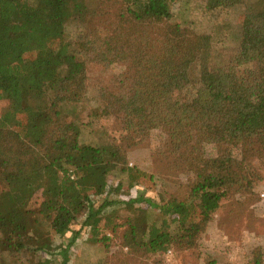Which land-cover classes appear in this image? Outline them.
Wrapping results in <instances>:
<instances>
[{
	"label": "trees",
	"instance_id": "trees-1",
	"mask_svg": "<svg viewBox=\"0 0 264 264\" xmlns=\"http://www.w3.org/2000/svg\"><path fill=\"white\" fill-rule=\"evenodd\" d=\"M120 1L0 0V101L9 102L0 114V264H69L82 237L103 233L117 202L141 214L122 250L192 248L225 201L254 189L251 160L264 159V0H203L210 10L244 6L231 60L212 68L201 67L210 37L170 24L180 0ZM70 23L81 29L74 49ZM89 62L125 68L121 87L94 110L117 118L120 141L107 145L82 143L79 127L61 117V105L83 100ZM156 130L173 170L192 176L184 199L146 197L139 180L148 175L128 166L127 150ZM115 165L127 188L107 190ZM114 189L119 200L109 198ZM150 209L161 225L148 222ZM253 264H264L261 252Z\"/></svg>",
	"mask_w": 264,
	"mask_h": 264
},
{
	"label": "rangeland",
	"instance_id": "rangeland-1",
	"mask_svg": "<svg viewBox=\"0 0 264 264\" xmlns=\"http://www.w3.org/2000/svg\"><path fill=\"white\" fill-rule=\"evenodd\" d=\"M120 0H90L92 6L103 4L106 7H117ZM244 6L228 9H208L203 0H180L171 5L170 24L190 28L193 32L207 35L211 39L212 49L206 54L201 67L212 68L227 64L233 55L240 37V18ZM81 29L70 23L67 35L77 48L76 40ZM200 68H196L198 71ZM123 65H102L89 62L86 73V90L83 100L74 104H63L60 107L63 121L74 123L81 132L80 140L84 144L107 145L113 140L120 141V127L115 115L95 116L94 110L103 108L105 97L121 87L124 80ZM7 101H0V114L8 107ZM163 134L153 131L150 138L138 147L127 150L129 167H137L148 176L139 180L141 190L146 197L159 201L173 196L184 199L189 191L192 176L184 171L173 170L170 160L162 153ZM254 189L251 193L236 194L222 204L212 216L207 228L198 237L192 248L173 247L175 262L173 264H253L257 252H261L264 263V159H252ZM115 165L105 182L107 190L112 183H122L127 188L128 177ZM121 191L112 190L109 198L119 200ZM106 195L98 197L102 203ZM43 190L33 196L29 208L38 211L43 201ZM136 207V206H134ZM103 233L93 237L87 234L82 237L70 251L69 264H168L162 255H141L122 250L124 232L129 222L141 218V214L125 204L115 203L106 208ZM148 222L161 225L163 217L157 210H148ZM41 221L44 220L41 218ZM47 226V224L45 223ZM174 227H172V230ZM49 239L55 245L62 239L49 233ZM44 256V255H43ZM42 257L35 255V259ZM16 264H29L19 258Z\"/></svg>",
	"mask_w": 264,
	"mask_h": 264
},
{
	"label": "built area",
	"instance_id": "built-area-1",
	"mask_svg": "<svg viewBox=\"0 0 264 264\" xmlns=\"http://www.w3.org/2000/svg\"><path fill=\"white\" fill-rule=\"evenodd\" d=\"M161 255H162L163 261L165 263L173 264V262H175V260H176L175 254H174L173 250H171V249H168V250L162 252Z\"/></svg>",
	"mask_w": 264,
	"mask_h": 264
}]
</instances>
